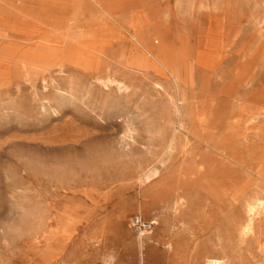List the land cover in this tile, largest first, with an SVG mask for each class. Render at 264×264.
<instances>
[{"label":"rangeland","instance_id":"1","mask_svg":"<svg viewBox=\"0 0 264 264\" xmlns=\"http://www.w3.org/2000/svg\"><path fill=\"white\" fill-rule=\"evenodd\" d=\"M0 264H264V0H0Z\"/></svg>","mask_w":264,"mask_h":264},{"label":"built area","instance_id":"2","mask_svg":"<svg viewBox=\"0 0 264 264\" xmlns=\"http://www.w3.org/2000/svg\"><path fill=\"white\" fill-rule=\"evenodd\" d=\"M133 226L138 232L142 234L148 233L152 229V224L149 222H144L139 216H135L133 218Z\"/></svg>","mask_w":264,"mask_h":264},{"label":"bare ground","instance_id":"3","mask_svg":"<svg viewBox=\"0 0 264 264\" xmlns=\"http://www.w3.org/2000/svg\"><path fill=\"white\" fill-rule=\"evenodd\" d=\"M154 41V40H153ZM130 52V51H129ZM132 54V53H131ZM146 55V54H145ZM128 56H129V54H128ZM143 56V55H142ZM65 58V57H64ZM129 58V57H128ZM140 58V57H139ZM131 59V58H130ZM137 60H138V58H136ZM146 59H148V58H146ZM146 59H145V61H146ZM143 60V59H142ZM140 61V60H139ZM139 64L141 63V65H142V63H144V60L141 62H138ZM137 63V64H138ZM148 64V63H147ZM119 65V64H118ZM138 66H140V65H138ZM141 67V66H140ZM145 67V66H144ZM142 68V67H141ZM146 68V67H145ZM100 86V85H99ZM109 86V85H108ZM122 87V86H121ZM125 90V89H124Z\"/></svg>","mask_w":264,"mask_h":264}]
</instances>
